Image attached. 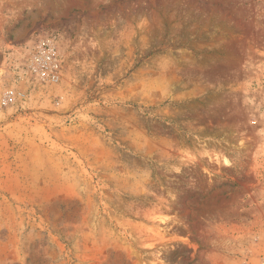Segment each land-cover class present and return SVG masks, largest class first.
I'll use <instances>...</instances> for the list:
<instances>
[{
	"label": "rangeland",
	"instance_id": "obj_1",
	"mask_svg": "<svg viewBox=\"0 0 264 264\" xmlns=\"http://www.w3.org/2000/svg\"><path fill=\"white\" fill-rule=\"evenodd\" d=\"M0 264H264V0H0Z\"/></svg>",
	"mask_w": 264,
	"mask_h": 264
}]
</instances>
